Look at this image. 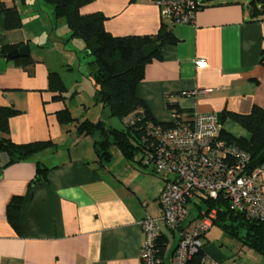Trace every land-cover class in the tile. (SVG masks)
<instances>
[{
    "label": "crops",
    "instance_id": "obj_1",
    "mask_svg": "<svg viewBox=\"0 0 264 264\" xmlns=\"http://www.w3.org/2000/svg\"><path fill=\"white\" fill-rule=\"evenodd\" d=\"M1 1L17 8L21 25L6 30L0 10V47L10 48L7 54L23 45L28 49L22 57L0 55V106L18 110L8 120V137L15 143L49 140L54 145L10 164L0 152V264H141L140 222L146 214L160 215L157 197L166 175L142 161L124 159L118 149L116 159L100 162L91 136L79 134L75 121H58L57 112L65 108L77 118L68 99L80 84L71 91L64 75L76 64L81 71L84 43L71 36L65 20L55 19L43 0ZM200 1L193 22L167 25L177 41L161 46L135 86L159 122L172 121L168 105H176L182 117L264 109V18H251L244 0ZM81 11L102 13L105 29L114 36L152 35L162 23L154 0H92ZM27 56L29 67L16 61ZM50 73L59 75L65 90ZM84 119L96 121L87 116L76 121ZM220 125L233 137H250L228 117ZM37 163L47 169L45 179L30 184ZM260 184L264 191V171ZM14 196L21 197L17 228L6 215ZM193 206L194 216L189 210L182 227L196 223ZM208 231L203 264H264L263 255L226 233L216 247ZM162 235L171 247L158 264H170L177 231L164 229Z\"/></svg>",
    "mask_w": 264,
    "mask_h": 264
},
{
    "label": "trees",
    "instance_id": "obj_2",
    "mask_svg": "<svg viewBox=\"0 0 264 264\" xmlns=\"http://www.w3.org/2000/svg\"><path fill=\"white\" fill-rule=\"evenodd\" d=\"M53 8L55 19L63 18L71 36L80 38L84 43V51L92 59L88 62L89 78L94 88V101L107 110L108 119L117 117L126 126L127 132L114 131L104 120L92 121L84 119L76 121L70 111L65 108L57 112L60 123L76 122L79 134L91 136L94 140L95 153L100 162L109 161L112 154L110 148L115 146L122 157L128 161H142L150 136L146 130L147 122L173 126V122H159L152 117L145 103L136 95L135 86L143 78L144 67L153 58L159 57L163 44L177 41L165 23L152 35L114 36L104 26L105 16L100 12L82 13L81 9L92 0H43ZM241 4L243 2H240ZM245 8L251 18H264V0H247ZM0 10L4 13L6 30L17 29L21 25L20 14L15 6H6L0 0ZM8 47H0V55L6 56ZM17 62L29 67L32 63L27 56L17 58ZM53 75L60 87H65L56 73ZM177 114L181 110L176 105H168ZM18 110L0 106V152L7 155V162L21 161L32 157L54 145L52 141H32L15 143L9 137L8 120ZM230 118L248 131L250 137H233L223 132L221 135L246 150L252 159L264 154V109L252 107L247 114L224 110L218 115L219 121ZM264 162V161H263ZM46 168L37 163L33 183L45 179ZM20 196L11 198L7 206V219L14 228L18 225ZM208 208L216 207L217 216L214 225H218L226 234L239 240L242 244L264 256V220L248 219L242 213L228 209L225 202L205 201ZM167 239L159 234L155 240V258L160 261L167 247ZM204 253L196 252L186 264H203Z\"/></svg>",
    "mask_w": 264,
    "mask_h": 264
},
{
    "label": "built area",
    "instance_id": "obj_3",
    "mask_svg": "<svg viewBox=\"0 0 264 264\" xmlns=\"http://www.w3.org/2000/svg\"><path fill=\"white\" fill-rule=\"evenodd\" d=\"M154 1L162 23L168 26L193 22L195 12L202 6L200 0ZM172 122L171 127L149 121L146 124L150 141L142 162L166 178L157 197L160 215L146 214L140 222L141 264L159 263L154 245L164 229L176 230L178 236L170 264H186L201 251L203 237L217 216V208H208L207 200L225 202L229 210L248 219L264 220V191L260 184L264 162L251 169L250 154L221 135L215 113L188 117L174 113ZM191 204L197 207L198 218L194 225L182 227Z\"/></svg>",
    "mask_w": 264,
    "mask_h": 264
},
{
    "label": "rangeland",
    "instance_id": "obj_4",
    "mask_svg": "<svg viewBox=\"0 0 264 264\" xmlns=\"http://www.w3.org/2000/svg\"><path fill=\"white\" fill-rule=\"evenodd\" d=\"M247 0H244L246 2ZM78 41L81 43V39L77 38ZM82 63L80 65V72L77 69V64L74 66L72 71H69L65 73V83L67 84V87L72 90H77V87L74 86L75 83H78L79 90L74 95V97L68 99V104L71 107L72 114L76 116L77 118H82L83 116H87L89 118H92L94 120L98 119H104L108 120L106 117V112L103 110L102 106L97 104L94 101L93 93H94V88L92 85V82L88 76V78H83L81 77V72L82 74L85 73V76L89 74V71L86 70L87 68V63L89 61L86 60L85 53L82 52L81 55ZM111 154L113 158L112 160L117 158V153L118 150L115 146H112L110 148ZM190 214L194 216L195 213V207L193 204L189 206ZM225 232L218 226V225H213L210 230L208 231L209 238L212 241V244H214L216 247L221 246L222 242H225L224 239H222V235ZM227 237H232L229 234H227ZM233 238V237H232ZM171 247V244H168V249Z\"/></svg>",
    "mask_w": 264,
    "mask_h": 264
},
{
    "label": "water",
    "instance_id": "obj_5",
    "mask_svg": "<svg viewBox=\"0 0 264 264\" xmlns=\"http://www.w3.org/2000/svg\"><path fill=\"white\" fill-rule=\"evenodd\" d=\"M28 55V49L25 45L18 47L15 50L10 51L7 56L11 57V58H15V57H19V56H26ZM109 126L111 129H113L114 131L117 132H122V133H126L127 129L126 126L124 125V123L122 121H120L117 117H112L109 123ZM264 161V154H260L258 155L255 159H253L250 163H249V167L252 169L254 168L258 163H261Z\"/></svg>",
    "mask_w": 264,
    "mask_h": 264
}]
</instances>
